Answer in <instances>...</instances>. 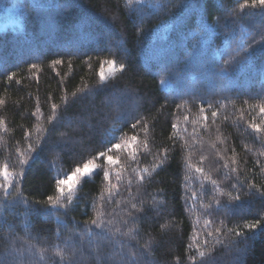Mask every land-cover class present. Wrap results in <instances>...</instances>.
I'll return each mask as SVG.
<instances>
[{
    "label": "trees",
    "instance_id": "obj_1",
    "mask_svg": "<svg viewBox=\"0 0 264 264\" xmlns=\"http://www.w3.org/2000/svg\"><path fill=\"white\" fill-rule=\"evenodd\" d=\"M246 2L251 0H217L216 15L208 23L219 20L218 30L209 39L200 27L204 15L198 7L200 0H0V21L9 11L18 21L0 28V170L7 166L15 179L23 181L11 195L0 189V218L13 224L22 237L28 232L36 238L33 243L39 241L36 256L26 253L28 264H60L61 256L72 257L73 249L77 264H97V257L99 264H111L108 255L120 252L121 243H129L126 236L113 235L100 251L85 242L81 255L79 238L73 243L70 234L95 217L111 184L117 185L113 190L116 203L107 205L108 211L129 204V181L137 207L143 205L147 211L142 221L131 225L139 236L130 242L131 247L123 248L125 255L135 251L139 264H191L188 244L195 252L196 240L202 245L204 232L220 226L224 219L216 214L211 228L205 227L204 221L211 217L204 214L203 205L218 194L209 178L218 182L220 191H227L236 175L229 170L236 167L240 179L264 185V156H259L264 148L247 128L248 122H259V105L264 102L261 60L255 61L253 69H229V77L219 75L228 59L221 54L241 41L247 45L253 37L259 40L264 29L259 8L239 7ZM57 59L62 63L54 65ZM110 60L114 69L121 64L127 68L123 75L113 70L105 76L109 84L115 80L123 93L98 87ZM160 62L170 64L169 71H159ZM12 73L16 75L9 85L6 76ZM162 78L166 83H161ZM229 78L230 88L222 91L221 80ZM83 89L95 91L73 97ZM52 103L58 105L62 125L49 135ZM212 111L218 113L215 121ZM141 116L144 126L130 130ZM60 132H67L74 143L62 151H50L51 140ZM45 135L49 143L41 150ZM131 135H137V141L125 145ZM109 141L122 145L108 153L116 161L112 165L98 158L100 151L111 147ZM148 142H154L153 156L132 162V153L144 151ZM173 144L175 151L160 170L153 171L161 163L159 156ZM21 158L29 163L20 166ZM88 160L97 168L101 164L109 168V181H103L102 172L95 178H82L72 189L71 202L64 200L65 208L48 206L47 197L57 195L54 178H66L65 174L82 168ZM198 167L202 173L196 172ZM145 168L151 182L140 185L138 173ZM24 198L38 201L37 207L48 211L31 212ZM262 207L257 199L232 208L225 231L243 230L250 238H236L242 241L236 247L219 245L214 252L216 264H264V231L253 230L252 236L243 228L264 216L258 213ZM123 216L126 213L116 211L117 219ZM73 220L79 228H73ZM236 248L245 251L238 254Z\"/></svg>",
    "mask_w": 264,
    "mask_h": 264
},
{
    "label": "snow or ice",
    "instance_id": "obj_2",
    "mask_svg": "<svg viewBox=\"0 0 264 264\" xmlns=\"http://www.w3.org/2000/svg\"><path fill=\"white\" fill-rule=\"evenodd\" d=\"M199 9L204 13L201 17V30L209 39L215 32L218 30L217 25L219 24V20H213L212 24L208 23L209 19H213L216 15V10L218 7L217 0H200L198 5ZM241 9L251 8L256 9L259 8L261 10V14L264 15V0H251L250 3H241L239 5ZM254 14V13H253ZM227 23V21H226ZM259 40L255 37L252 38L251 42L245 45L243 41L239 42L235 48L226 49L224 53L221 54V58L223 56H228V59L225 61L226 67L222 69L219 73L221 77H229V69L232 72H240L245 69H253L255 67V61L257 59L261 60V82H262V91H264V29H262L259 33ZM203 43H207L205 40ZM203 53L201 52V55ZM54 65H59L62 63L61 60L57 59L54 62ZM109 65H114V61H108ZM31 67H35V65H31ZM171 65L168 63H159V71H169ZM114 71H119L121 75L127 68L124 64H121L120 69H114ZM209 69H205V74H207ZM15 73L6 76V80L10 85L15 77ZM17 84L20 83L19 80L15 81ZM161 83H166L164 78L161 79ZM232 84L231 79H222L220 82V89L228 90ZM100 89H108L111 88L114 91L123 93L125 90L118 89L116 81H112L111 84L108 83L107 78L103 73L100 75V85L98 86ZM93 89H83L80 90V93H73V97L79 99L80 96H88L90 94H94ZM116 100V97H113ZM116 107L119 108V103L117 100ZM163 107V106H162ZM39 111V109H38ZM201 112L204 111L203 108L200 109ZM51 113L52 115L48 116V124L49 128L47 132L52 134L57 131L61 125L62 120L58 115V105L56 103L51 104ZM33 116L36 113L32 114ZM218 113L216 111L211 112V117L215 121ZM259 122L253 120L252 122L247 123V128L251 130V133H254V139L259 140L261 147L264 148V102L259 105ZM103 118V117H102ZM207 119V117H204ZM243 119V116H241ZM184 120L187 121L188 117L185 116ZM144 121L141 116L139 119H136L135 123L131 124L130 130H136L138 127H143ZM172 129H176L177 125L173 123L171 125ZM28 133H25V136H28ZM49 135L44 136V142L41 145V150H43L44 145L49 143ZM175 140V137H173ZM137 141V135H131L128 140L124 141L125 145H132ZM74 141L68 136L67 132H60L57 139L51 140V148L50 151L60 149L61 151L65 148H69ZM111 147H108L104 151H100L98 153V158L102 159L106 164L112 165L116 163L112 155L108 153L112 151V149H119L122 147L119 143H111ZM154 142H148L144 144V151L137 150L136 153H132L131 159L132 162L138 163L139 160L143 157L153 156L152 147ZM29 151H32V146L29 147ZM175 151V144L171 148H165L164 155L159 156L161 161L160 165H156L153 168V171L160 170L162 168L163 162L169 158V153ZM91 155V153H88ZM159 155V153H157ZM259 156H264V150L259 152ZM35 158V157H34ZM155 158V157H154ZM83 159V156H81ZM203 159V157H202ZM259 162V161H258ZM29 161L26 159H19V165L24 166L28 164ZM235 163V161H233ZM130 165H126L128 167ZM190 167V165H189ZM225 168L229 166L227 164L224 165ZM264 171V168L261 169ZM102 172L103 181H109L111 176V171L109 168L104 167L103 164L100 165L99 168L92 162V160H88L83 163V167L77 166L71 174H65L66 178H54L55 179V191L57 195L55 197L49 195L47 197L46 204L51 208H65L66 205L64 200L71 202L72 200V188L76 186V181L89 178H95L100 176ZM196 172L202 173L203 169L198 167L196 168ZM25 170V175H26ZM229 174H236L234 177V182H232L227 191H220L218 182L214 179L209 178V183L214 186V192H218V194H213L211 199L208 200L206 204L203 205L204 214L211 217L210 220H205L204 224L206 228H211V225L216 221V214H220L224 217L221 220L220 226L215 227L212 230H208L203 234V244L201 245L200 240H196V244L199 247L196 248L195 252H193V245L190 242L188 244V252L191 253V264H216L214 258V252L216 251L219 245H224L225 247H236L240 243L241 240L236 239L239 237H243L245 240L250 237L245 234L243 230H236L233 228H227L225 221L231 215V210L235 206L243 205L246 201L251 202L254 200H260L262 204H264V185H257L256 183H251L247 180L240 179L239 169L236 167H231L229 170ZM139 176V184L142 185L146 180L151 182V173L147 168L142 169L138 173ZM0 189H3L5 195H11L12 191L16 190V184H22V180L15 179V175L13 172L8 170V167L5 166L2 170H0ZM116 180L120 181L121 176L119 173L116 174ZM139 186V185H138ZM68 188L67 194L65 193V188ZM117 189L116 184H111L108 190L107 198L101 200V207L96 210V215L90 221H85V227L81 229L79 232H73L70 235L73 237V243H75V239L79 238L80 241V253L83 255V244L87 242L89 246L92 247L94 251H100L103 248V242L110 240L111 237L117 233L120 235L126 236L128 238L129 243L125 245V243H121V251L120 252H111L108 255V259L111 264H139V260L137 259V253L134 251L129 255H125L123 248L125 246L131 247V241L137 239L139 236V230L131 227V225H135L138 221H142L144 219V215L147 209L144 208L143 205L141 207H137V197L131 195V181L126 186V190L129 192V204H125L124 207L108 211L107 205L115 204L114 196L116 193L113 190ZM205 195H208V192L205 191ZM20 197H18L19 199ZM26 201V198H24ZM39 202H30L26 201V205L31 212H35L39 215L42 211L47 212L48 208L41 209L37 207ZM166 204L165 201L160 202V207L163 208ZM185 205H187V198H185ZM116 211L126 213V216L120 217L117 219ZM159 211V210H158ZM258 213H264V207L258 210ZM66 214V213H65ZM262 220H264V216L260 219H256L255 222H248L243 225L244 229H247L252 236L256 233L253 230L264 231V224H262ZM73 228H79L80 225L75 220L72 221ZM119 225V226H117ZM68 225L65 224L66 228ZM167 227V225H165ZM122 229H127V231H122ZM6 230V234L0 235V247L4 248V252L0 253V264H28L26 259V253H30L33 256H36L37 253L35 251L36 243H39L36 240V243L33 241L36 239L30 233L26 232L22 237L16 230L15 226L11 223H8L3 218H0V233H4ZM224 237H232V239L227 240L225 242ZM67 243V242H66ZM204 249V250H202ZM238 254H242L245 249L244 248H236ZM59 254V253H58ZM145 253L141 252L139 255L143 256ZM76 251L72 250V257L61 256L60 264H64V260H68V264H77L75 259ZM40 259L43 257L40 256ZM100 258L97 257V264H99ZM150 264H155V262H150Z\"/></svg>",
    "mask_w": 264,
    "mask_h": 264
},
{
    "label": "rangeland",
    "instance_id": "obj_3",
    "mask_svg": "<svg viewBox=\"0 0 264 264\" xmlns=\"http://www.w3.org/2000/svg\"><path fill=\"white\" fill-rule=\"evenodd\" d=\"M16 22H18L16 20V18L11 14V11L7 12V16L5 17L4 20H1L0 21V28H4L8 25H13L15 24ZM115 66L114 65H106L104 66V68L102 69V73H104V76L110 74L113 70H114ZM146 83L148 85H150L151 87L153 86L154 88H159L158 84H155V82H153L152 80H146ZM79 181V180H78ZM76 181V183L78 182ZM74 188V187H73ZM72 188V189H73ZM68 191V188L66 187L65 188V192Z\"/></svg>",
    "mask_w": 264,
    "mask_h": 264
}]
</instances>
